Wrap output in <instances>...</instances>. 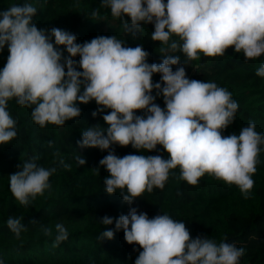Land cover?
<instances>
[{
  "label": "clouds",
  "instance_id": "clouds-1",
  "mask_svg": "<svg viewBox=\"0 0 264 264\" xmlns=\"http://www.w3.org/2000/svg\"><path fill=\"white\" fill-rule=\"evenodd\" d=\"M101 6L122 19L125 32L132 35L141 30V22L153 23L152 40L167 45L162 53L180 51L189 60L198 59L199 53L223 55L229 46L243 51L245 58L264 53V0H101ZM36 12L37 7L28 2L0 11V50L7 44L9 52L0 70V143L17 135L16 121L7 110L12 98L22 106L35 105L31 118L41 127L46 122L63 125L80 115L77 101L94 99L97 105L111 109L102 117L108 127H89L77 141L79 147L103 150L117 143L154 150L159 144L169 154L167 159L160 155L119 157L109 151L99 161L109 173L104 178L107 193L126 187L123 200L131 204L145 190L163 189L169 171L179 166L178 179L191 185L208 173L236 185L245 199L249 197L264 135L250 121L239 135L222 136L238 109L232 93L214 82L189 79L183 66L173 71L170 65L177 64L179 56L165 54L162 63L149 64V53L142 46H123L114 35L76 43V36L63 29H38L32 23ZM173 34L179 41L169 43ZM53 37L54 44L63 45L68 56L54 47ZM77 55L78 62L72 59ZM154 73L161 74L163 87L152 82ZM256 75L264 77V64ZM153 89L162 94L164 108L153 102ZM140 109L145 115L134 113ZM98 111L103 109L93 111L92 116ZM75 159L78 165L86 163L79 155ZM60 163L70 168L63 160ZM55 171L25 162L22 170L10 175V191L20 204L27 205L30 198L50 188L48 180ZM101 223L110 225L113 218L104 216ZM6 224L17 238L27 230L19 218L9 217ZM41 228L45 236H53L52 227ZM115 228L123 229L126 242L143 249L134 264H239L244 252L234 243L217 244L199 236L193 239L182 221L167 214L150 219L134 207L115 219ZM113 236V230H104L99 239ZM67 237L65 226L56 223L53 247Z\"/></svg>",
  "mask_w": 264,
  "mask_h": 264
},
{
  "label": "trees",
  "instance_id": "trees-1",
  "mask_svg": "<svg viewBox=\"0 0 264 264\" xmlns=\"http://www.w3.org/2000/svg\"><path fill=\"white\" fill-rule=\"evenodd\" d=\"M25 2L37 7L32 23L38 29H63L76 36V43L114 35L123 46H142L149 53V64L162 63L165 54L179 56L180 61L170 65L173 71L183 66L189 79L214 82L232 93L231 98L238 103L234 120L222 130V136L239 135L250 121L255 122V131L264 135V77L256 75V70L264 64V53L256 58H245L243 51H234V46H229L223 55L199 53V58L192 60L180 51L162 53L161 48L167 45L152 40L153 23L141 22L139 32L127 33L123 20L114 18L110 8L101 6V0H0V11ZM94 10H97L96 16L92 15ZM124 19L130 23V17L125 15ZM172 40L179 41V37L173 34L169 43ZM51 42L54 44V37ZM54 47L68 56L63 45L54 44ZM8 55L6 44L0 50V70ZM72 59L78 62L80 57ZM77 70L82 71L78 64ZM160 78V73H154L152 82H160L163 87ZM157 91L152 90L153 102L164 108L163 96L157 95ZM7 105L16 121L17 135L0 143V261L3 264H134L143 249L136 243L126 242L123 229L115 228V219L127 215L133 207L150 219L167 214L173 220L182 221L193 239L199 236L217 244L221 241L234 243L244 250L239 264H264V145H261L256 172L251 177L254 185L247 199L236 185L226 184L208 173L200 177L196 185L178 179L180 168L177 166L169 171L163 189L145 190L129 204L123 200L126 187L107 193L104 178L109 173L99 161L109 151L119 157L160 155L167 159L169 154L162 145L158 144L154 150L117 143L103 150L79 147L77 141L89 127L97 124L103 129L108 127L102 117L111 109L97 105L94 99L88 103L76 102L81 110L78 117L66 120L63 125L46 122L44 127L31 118L35 105H19L16 98L9 100ZM98 108L103 111L93 117L92 112ZM134 113L143 116L145 110H134ZM78 155L85 159L84 165L77 164L75 157ZM61 160L70 168H64ZM28 161L56 171L49 177L50 188L22 205L10 191V175L22 170ZM104 216L112 217L113 223L102 224ZM9 217L19 218L26 226L27 230L22 231L19 238L7 227ZM33 220L37 222L31 223ZM56 223L65 226L68 237L53 247ZM42 225L52 227V237L44 235ZM104 230H113V238L99 239Z\"/></svg>",
  "mask_w": 264,
  "mask_h": 264
}]
</instances>
